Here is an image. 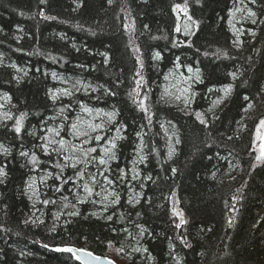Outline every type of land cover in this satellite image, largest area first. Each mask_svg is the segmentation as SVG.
Segmentation results:
<instances>
[{
  "label": "trees",
  "instance_id": "1",
  "mask_svg": "<svg viewBox=\"0 0 264 264\" xmlns=\"http://www.w3.org/2000/svg\"><path fill=\"white\" fill-rule=\"evenodd\" d=\"M238 1L0 0L11 116L0 124V264H79L44 245L119 264H264V159L252 149L264 118V0H242L255 23H243L239 43L229 25ZM175 66L199 70L186 110L161 96ZM58 79L86 90L54 100ZM226 86L228 100L209 111ZM81 106L113 112L121 129L103 173L115 204L84 200L88 174L63 161ZM59 124L65 145L45 152L46 129ZM163 124L179 141L170 159ZM46 175L33 202L28 184Z\"/></svg>",
  "mask_w": 264,
  "mask_h": 264
},
{
  "label": "rangeland",
  "instance_id": "2",
  "mask_svg": "<svg viewBox=\"0 0 264 264\" xmlns=\"http://www.w3.org/2000/svg\"><path fill=\"white\" fill-rule=\"evenodd\" d=\"M239 9V11H237ZM249 10H247L245 2L240 0L238 1L230 10V18H229V25L231 27V31L235 36V41L239 43L241 31L243 29V23L246 24L247 21H253V16H249L248 14ZM190 67H185L184 69H181L179 66H175L173 69L167 72L166 76L164 77V83L162 87V99L164 102H166L169 105L176 106L178 108H181L182 110L188 109L190 107L192 100H193V92H192V85H194L199 79L197 80V76L200 78L199 70L197 71L196 68L191 67V71H189ZM59 80V79H58ZM62 85H60L56 90H52L50 93L51 96L53 95L58 97H69L72 96L75 91H81L86 90V86H84L80 82H70L66 80H59ZM223 87L220 88L218 91L221 94V97L214 100L209 111L217 110L221 106L225 104V102L228 100V98L231 95L232 88H230V91L227 95H225V89L227 88ZM64 90H67L71 93V95H65ZM217 100L220 101V103H215ZM9 99L7 95H0V124L8 121L9 119L6 118V116H10V113L8 111L7 105H8ZM82 108H85V106H81V109L79 112H76L74 118L71 120V124L74 122H77L78 118L82 119L84 121H90L92 124H102L103 128L98 129L96 132H91L90 137H80L79 139L76 138L72 131L69 130L68 138L70 141V149L66 148L65 153L63 155V161L69 165V167H73L72 165L75 164V167L80 166L82 170L88 177V181L86 182L87 185L89 183H94V190L92 191L91 195H88L84 191V186L81 189V195L84 200H89L90 202H104L107 204V202L111 201L112 196L110 194L105 193V179L101 173H104L105 169L107 168V164L112 161L109 160L106 165H100L98 163V159L100 156L103 155V150L106 148H110L111 144L108 143V141L113 140L116 137L121 136V129L117 126H113V123L115 122V114L113 112L104 111L101 109H91L89 107H86L91 110L90 113H86L82 110ZM109 115H111V121L109 122ZM11 117V116H10ZM54 124V123H53ZM63 124L54 125L55 127L51 126L46 129L45 135L43 137V144L45 145L47 143V140H54L57 143L55 144H48L47 145V152L51 153H58L59 148L58 146H61L59 144V141L61 140V126ZM71 126V125H70ZM54 129L59 132V135H56L55 132H49L48 129ZM119 129V131H117ZM161 132L163 135L167 138V145H166V158L170 159L176 150L177 145V137L173 129L168 128L164 124L161 126ZM99 134L103 139L101 142L97 143L94 140L95 135ZM85 139H88V143H83ZM116 139L115 143L117 142ZM88 148H95L96 151L92 153H88L87 156L82 155L83 152L78 151V149H88ZM44 151L45 148L43 147ZM55 149V150H54ZM170 149H172L171 155ZM77 150L80 154H76L74 151ZM115 149H113L114 151ZM256 151V150H255ZM46 152V151H45ZM115 152V151H114ZM82 153V154H81ZM80 155L81 159H80ZM65 157H69V159H65ZM141 157V154H138L139 161ZM95 158V159H92ZM79 161V162H77ZM47 176H42L39 178H33L29 184H28V190L31 196V200L33 202L38 201L37 196V186L38 184L42 183L45 178H48ZM103 179L102 182L98 185L95 184L96 180ZM84 183V185L86 184ZM107 197V199H105ZM101 200V201H99ZM102 202V204H103ZM100 206V204H99ZM113 259V258H112ZM114 260V259H113ZM116 263H122L120 261L114 260Z\"/></svg>",
  "mask_w": 264,
  "mask_h": 264
},
{
  "label": "snow or ice",
  "instance_id": "3",
  "mask_svg": "<svg viewBox=\"0 0 264 264\" xmlns=\"http://www.w3.org/2000/svg\"><path fill=\"white\" fill-rule=\"evenodd\" d=\"M41 2L43 3L44 0H41ZM109 2L111 3V0H109ZM252 2L255 3L256 0H252ZM179 7H180L179 5L176 6V8H179ZM184 10L187 11L186 8H185ZM237 11H239V9H237ZM41 14H42V13H41ZM248 14H249V16H254V15H255V13L252 12L251 10H249ZM189 19H191V17H189ZM194 23H195V22H194ZM253 23H255V21H253ZM178 30H179V29H178ZM154 58H159V54L157 53L156 56H155ZM189 71H191V68H189ZM197 71H198V70H197ZM54 75H55V74H54ZM232 75H233V77L235 78V74L233 73ZM198 79H199V77L197 76V80H198ZM230 88H231V86H228V87L224 90V91H225V95L228 94V92L230 91ZM63 94H65V95H71V93L68 92L67 90H64V93H63ZM52 98L55 100V99H56V96L53 95ZM245 99L247 100L248 98L245 97ZM142 103H143V102H141V104H142ZM215 103L218 104V103H220V101L217 100ZM249 107H251V105H249ZM82 110H83L84 112H86V113H90V112H91V110L88 109V108H86V107H85V108H82ZM61 111H63V109H61ZM196 115H197V118H198V119L201 117V114H200V113H197ZM6 118H7V119H11L10 116H6ZM110 121H111V115H109V122H110ZM200 122H201L202 124H206V121H205L204 119H200ZM22 127H23V116H21L20 118H17V119H16V121H15V125H14V130H15V132H16L17 134H19V133L21 132ZM260 127H264V119H261V120H260ZM102 128H103V125H102V124H92L90 121H84V120L79 119V118H78L77 122L72 123L71 126H70V130L72 131L73 135H74L76 138H78V139H79L80 137H88V138H92V137H90V133H91V132H96L98 129H102ZM48 131H49V132H55L56 135H59V132L56 131V130H54V129H51V128H50V129H48ZM117 131H119V129H117ZM102 139H103V138H102L99 134L95 135V137H94V140H95L97 143L101 142ZM116 139H119V137H116V138H114L113 140L108 141V143L111 144V147H110V148H106V149L103 150V155L100 156V158L98 159V163H99L100 165H106V164L108 163L109 160H114V159H116L115 152L113 151V149L116 148V143H115V140H116ZM55 143H57V142L54 141V140H47V143H46L45 145H42V147H44V148H45V151L47 152V145H48V144H55ZM83 143H88V139H85V140L83 141ZM177 143H179V141H177ZM59 144H60L61 147L63 148V146L65 145V141H64L63 139H61V140L59 141ZM54 150H55V149H54ZM5 151H6V149H5ZM78 151L83 152V155H84V156H87L88 153L95 152L96 149H95V148H88V149H86V150H85V149H78ZM172 151H173V150L170 149V153H169L170 155H171ZM21 155H23V156H27L28 153H23V152H22ZM36 159H37L36 156L33 154L32 157H31V160H32L33 162H36ZM65 159L67 160V159H69V157H65ZM92 159H95V158H92ZM143 159H144V157L141 156V157H140V160L143 161ZM262 159H264V145H262V151H261V154H260L259 156L256 157V160H257V161H261ZM77 162H79V161H77ZM72 166L75 167V164H73ZM254 166H255V165H254ZM101 174L103 175V173H101ZM3 175H5L4 169H3L2 167H0V176H3ZM77 176H78L79 178H81V179L83 178L82 174L79 173V171L77 172ZM135 178H136V177L134 176L133 179H135ZM57 179H59V177H57ZM69 179H71V178H69ZM104 179H105L108 183H112L111 180H108V177H107V176H104ZM0 182H2V181H0ZM66 182H67V181H66ZM58 190H59V189H57V191H58ZM84 191H85L86 193H88V195H91V194H92V189H91L87 184L84 185ZM105 199H107V197H105ZM118 200H119V196L117 195V196H115V198L111 201V203L115 204ZM44 203H45V204H48L49 201H48V200H45ZM74 214H75V213H73V215H74ZM108 219H111V217H108ZM26 223H27V221H26ZM183 223H184V221L181 220V224H183ZM177 227H180V225L178 224ZM44 247L47 248L48 246H47V245H44ZM55 250H56V251H63V252H69V253H72V255H73V257H74L75 259L81 261V264H89L88 258L92 256L91 253H89V252H85V251H83V250H79V249H72V248H62V249H61V248H57V249H55ZM94 259H96L97 261H99L100 258H99V257H95Z\"/></svg>",
  "mask_w": 264,
  "mask_h": 264
},
{
  "label": "water",
  "instance_id": "4",
  "mask_svg": "<svg viewBox=\"0 0 264 264\" xmlns=\"http://www.w3.org/2000/svg\"><path fill=\"white\" fill-rule=\"evenodd\" d=\"M264 119V118H263ZM255 138H254V143H253V149L258 150L259 155L261 154L262 151V145H264V127H260V122L258 123L256 129H255ZM258 155V156H259ZM46 248V247H45ZM57 248H72V249H79L83 250L85 252H89L92 254L91 257L88 258L89 264H118L116 263L112 258L106 256V255H98L93 253L92 251L86 249V248H78L75 246H70V245H65V246H57V247H47L46 249L51 250L56 253H66L69 254L73 260H75L77 263L81 264L80 260H77L73 257L72 253L69 252H63V251H56L55 249ZM95 257H99V261L94 259Z\"/></svg>",
  "mask_w": 264,
  "mask_h": 264
}]
</instances>
